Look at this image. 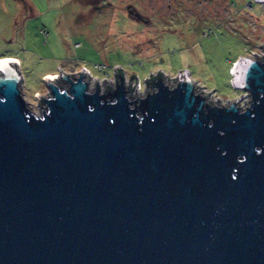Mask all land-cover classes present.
Here are the masks:
<instances>
[{"label": "water", "instance_id": "1", "mask_svg": "<svg viewBox=\"0 0 264 264\" xmlns=\"http://www.w3.org/2000/svg\"><path fill=\"white\" fill-rule=\"evenodd\" d=\"M254 56L236 70L245 95L224 105L187 71L131 97L121 76L99 93L83 71L59 70L65 88L44 79L39 115L17 63H1L0 264H264V56Z\"/></svg>", "mask_w": 264, "mask_h": 264}, {"label": "rangeland", "instance_id": "2", "mask_svg": "<svg viewBox=\"0 0 264 264\" xmlns=\"http://www.w3.org/2000/svg\"><path fill=\"white\" fill-rule=\"evenodd\" d=\"M259 46L264 5L256 0H0V58L18 60L20 92L36 115L35 96H49L44 79L83 71L88 90L96 79L101 93L115 67L142 93L149 72L171 85L187 71L198 91L212 90L208 99L224 105L245 95L232 87V69L264 56Z\"/></svg>", "mask_w": 264, "mask_h": 264}, {"label": "trees", "instance_id": "3", "mask_svg": "<svg viewBox=\"0 0 264 264\" xmlns=\"http://www.w3.org/2000/svg\"><path fill=\"white\" fill-rule=\"evenodd\" d=\"M115 75H116L115 82L117 81V79H118L119 76H121V77L123 78V72H122V70H121V71H120V70H117L116 73H115ZM157 76L162 77V79L164 80V76H163L161 73H157V74L154 75V76H149V78L145 80V82H144V86H145L146 88H149V89H150V84H149V82L152 81V80H153V81L156 80ZM57 85H58V87L63 86V85H59V84H57ZM108 87H109V86L106 85L105 88H108ZM126 89L128 90V93H129V95L131 96V94H132L134 88L131 87V86H127Z\"/></svg>", "mask_w": 264, "mask_h": 264}, {"label": "bare ground", "instance_id": "4", "mask_svg": "<svg viewBox=\"0 0 264 264\" xmlns=\"http://www.w3.org/2000/svg\"><path fill=\"white\" fill-rule=\"evenodd\" d=\"M5 61H7V62H12V61H13V62H16L17 65H16L15 67H17V66L19 65L18 60L15 59V58H8V57L0 58V64L3 63V62H5ZM239 64H241L240 61H238L237 65L234 66L235 69H232V70H234V73H233V77H234L233 84H234V85H235V75L237 74L236 70H237V67H238ZM232 72H233V71H232ZM54 78H55V75L48 77V78H47V82H50V83L52 82V83H54L55 80H56V79H54ZM56 78H57V77H56Z\"/></svg>", "mask_w": 264, "mask_h": 264}, {"label": "built area", "instance_id": "5", "mask_svg": "<svg viewBox=\"0 0 264 264\" xmlns=\"http://www.w3.org/2000/svg\"><path fill=\"white\" fill-rule=\"evenodd\" d=\"M70 79H72V78H70ZM134 84V83H133ZM132 84V85H133ZM139 84H136V90L134 89V91H135V93H136V95H139V97H143L144 96V94H145V89H144V92L142 93V92H140V90H138L139 89V86H138ZM233 88H235L234 86H232ZM134 91L132 92V94H131V97H134L135 96V94H134ZM241 101H242V98H240L239 100H238V106L239 107H241V109H243L244 107H245V105H247V103H245V104H242V106L240 105L241 104Z\"/></svg>", "mask_w": 264, "mask_h": 264}, {"label": "flooded vegetation", "instance_id": "6", "mask_svg": "<svg viewBox=\"0 0 264 264\" xmlns=\"http://www.w3.org/2000/svg\"><path fill=\"white\" fill-rule=\"evenodd\" d=\"M69 78H70V77H69ZM85 79L87 80L86 77H85ZM87 82H88V80H87ZM56 83L59 84V85H64V86H65V84H63V82L61 81L60 77L57 79ZM56 83H55V84H56ZM57 84H56V85H57ZM128 86H129V85H128ZM144 87H145V86H144ZM145 89H146V91H147V90H150L151 88L149 89V88H146V87H145Z\"/></svg>", "mask_w": 264, "mask_h": 264}, {"label": "clouds", "instance_id": "7", "mask_svg": "<svg viewBox=\"0 0 264 264\" xmlns=\"http://www.w3.org/2000/svg\"><path fill=\"white\" fill-rule=\"evenodd\" d=\"M234 87H235V85H234ZM234 89H237V88L235 87Z\"/></svg>", "mask_w": 264, "mask_h": 264}]
</instances>
